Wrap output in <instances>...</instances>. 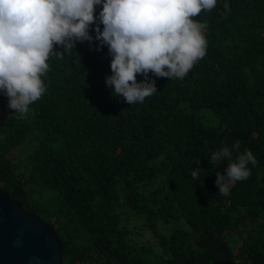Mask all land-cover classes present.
I'll return each instance as SVG.
<instances>
[{
    "label": "trees",
    "instance_id": "obj_1",
    "mask_svg": "<svg viewBox=\"0 0 264 264\" xmlns=\"http://www.w3.org/2000/svg\"><path fill=\"white\" fill-rule=\"evenodd\" d=\"M101 10L28 114L0 91V190L54 229L62 264H264V0L202 11L206 55L183 79L149 72L157 93L132 105L105 84ZM237 140L257 164L224 195L211 154Z\"/></svg>",
    "mask_w": 264,
    "mask_h": 264
},
{
    "label": "clouds",
    "instance_id": "obj_2",
    "mask_svg": "<svg viewBox=\"0 0 264 264\" xmlns=\"http://www.w3.org/2000/svg\"><path fill=\"white\" fill-rule=\"evenodd\" d=\"M217 0H0V91L17 118L29 113L30 105L47 91L49 59H62L73 51L75 42L88 41L89 26L96 21L95 7L102 4L99 23L93 30L112 56V75L105 84L113 95L129 105L143 103L157 93L155 81L148 77L183 79L206 55L207 22L194 19L211 11ZM54 45L63 53L54 52ZM137 75L144 80L137 82ZM237 140L211 154L217 164L225 160L224 175L216 173L219 193L227 195L229 186L250 176L248 165L257 161L247 148L240 151ZM235 153V158H234ZM199 165V161L195 162ZM203 170L191 171L194 180Z\"/></svg>",
    "mask_w": 264,
    "mask_h": 264
},
{
    "label": "water",
    "instance_id": "obj_3",
    "mask_svg": "<svg viewBox=\"0 0 264 264\" xmlns=\"http://www.w3.org/2000/svg\"><path fill=\"white\" fill-rule=\"evenodd\" d=\"M0 264H62L54 229L0 190ZM212 264H236L231 261ZM252 264V263H246Z\"/></svg>",
    "mask_w": 264,
    "mask_h": 264
},
{
    "label": "rangeland",
    "instance_id": "obj_4",
    "mask_svg": "<svg viewBox=\"0 0 264 264\" xmlns=\"http://www.w3.org/2000/svg\"><path fill=\"white\" fill-rule=\"evenodd\" d=\"M1 113L2 112L0 111V114ZM138 228H140L139 223H138ZM138 228H134V229L139 230ZM138 233L140 234V237L138 238L140 240V243H144V242L150 243V242H152L151 235L149 234V231H147L145 229H142V230H139Z\"/></svg>",
    "mask_w": 264,
    "mask_h": 264
}]
</instances>
